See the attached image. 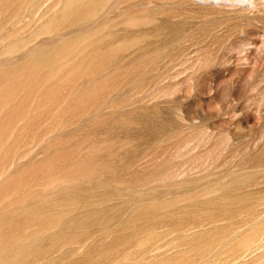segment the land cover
Segmentation results:
<instances>
[{"label": "rangeland", "instance_id": "1", "mask_svg": "<svg viewBox=\"0 0 264 264\" xmlns=\"http://www.w3.org/2000/svg\"><path fill=\"white\" fill-rule=\"evenodd\" d=\"M0 0V264H264V0Z\"/></svg>", "mask_w": 264, "mask_h": 264}, {"label": "clouds", "instance_id": "2", "mask_svg": "<svg viewBox=\"0 0 264 264\" xmlns=\"http://www.w3.org/2000/svg\"><path fill=\"white\" fill-rule=\"evenodd\" d=\"M242 6L247 5L248 7H252L251 0H240Z\"/></svg>", "mask_w": 264, "mask_h": 264}]
</instances>
